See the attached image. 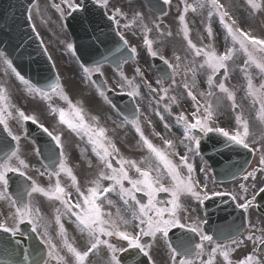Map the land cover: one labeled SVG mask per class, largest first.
Listing matches in <instances>:
<instances>
[{
    "label": "snow or ice",
    "instance_id": "1",
    "mask_svg": "<svg viewBox=\"0 0 264 264\" xmlns=\"http://www.w3.org/2000/svg\"><path fill=\"white\" fill-rule=\"evenodd\" d=\"M148 3L154 13L167 15L164 6L171 8L173 0ZM50 6L61 21L99 9L102 19L110 22L109 27L115 26L119 40L111 55L91 64L80 63L79 70L81 83L95 86V95L113 111L117 119L113 115L107 119L116 127L110 134L100 115L86 109L84 99L74 103L58 71L42 86L37 85L25 79L13 60L0 51L3 77H15L13 83L18 81L23 86L22 95L43 102L53 117V125L46 126L12 101L7 80L0 82V233L5 234L0 241L5 258L0 264H92L91 258L102 249L101 264H124L126 253L132 254L133 260L137 256L145 258L146 264H157L156 255L161 257L160 264H264V220L254 221L245 215L244 223H233L209 234L205 227L209 221L198 213L207 201L228 197L236 209L249 214L258 207L257 197L264 194V133H253L237 103V91L242 88L243 99L249 101L256 120L264 125V35L256 34L248 23V17H264V0H228L227 4L223 0H179L177 34L184 50L181 55L172 49L170 56L163 52L168 48L166 38L173 33L161 31L163 21L159 17L150 27L142 6L129 3L125 8L110 0H60ZM35 7L40 14L39 2ZM190 13L193 20L200 17L204 22L199 44L192 38ZM28 19H33L31 10ZM214 25L222 31H215ZM137 29L147 54L166 66L155 79V86L139 67L131 79L123 68L139 55L125 35L131 31L136 36ZM153 30L165 39H152ZM32 31L40 39L34 23ZM218 38H222V44ZM96 39L104 43L100 37ZM40 46L52 61L42 39ZM65 47L76 56L78 49L73 43L67 42ZM106 62L116 66L118 94L131 100L125 108L109 99L108 93L115 88L108 87L107 80L99 81L105 75ZM52 68H56L54 62ZM237 68L244 83L233 89L226 81ZM178 87L183 92L177 93ZM181 99L190 100V105L175 112L174 107H181ZM226 103L234 113L230 127L220 123ZM151 116L158 118L163 132L156 130ZM12 121L20 125L23 135L13 130ZM28 122L49 138L46 149H34L37 157H43L40 167H34L22 153ZM144 123L160 144L145 134ZM173 128L180 130L178 137ZM116 129L132 131L129 151L140 152L139 158L122 151L115 139ZM124 135L127 137L128 132ZM213 135L220 138L218 142L225 149L259 154L257 166L250 170L243 166L239 171L231 167L225 170L226 177L239 181L235 191L210 187L207 166L197 169L195 158L201 155L202 141ZM71 140H78L79 158L94 170L83 181L71 166ZM33 173L46 178L47 183L38 182ZM211 182L216 183L214 178ZM45 200L51 205V214L44 211ZM66 225H72L84 240L83 247L70 239ZM31 234L42 248L29 251L22 247L21 238L31 240ZM17 248L21 249L19 253Z\"/></svg>",
    "mask_w": 264,
    "mask_h": 264
},
{
    "label": "flooded vegetation",
    "instance_id": "2",
    "mask_svg": "<svg viewBox=\"0 0 264 264\" xmlns=\"http://www.w3.org/2000/svg\"><path fill=\"white\" fill-rule=\"evenodd\" d=\"M135 2H136L137 6H142L143 11L145 12V14H146V16L148 18L146 22H149V26L150 27H151V21L153 19H155L156 17H159V20L163 21L164 26L168 27V31H171L173 33L172 37L167 38L168 48L164 50L166 56H170V50H172V49H175L176 51L179 52V54L183 55L184 42L182 41L181 36L177 34L178 33V20H177L178 11H177V6L179 4V0H173V4H172L171 8H169L167 6V10H166L167 15H164V16H158L155 13L150 12V10H148L147 7L144 5V3H142L141 1L136 0ZM110 3H118L121 7H125L126 8L127 5L129 3H131V1H129V0H110ZM58 16H59V14L56 12L57 24L63 26L65 20H63V21L59 20ZM159 20H157L156 22H159ZM189 26L192 29V38H193L194 42L199 44L200 41H199L198 37L201 35V33H203L204 22H202V19L200 17H196L195 20H193L192 19V14L190 13L189 14ZM121 30H123V29H121ZM214 30L217 31V32L220 31V30H218V26L217 25H214ZM136 31H137V35L136 36H133L131 31H126L125 35H126V38L129 40V42L131 43V45L132 46H136L138 48V53H140V59H142L143 58V56H142L143 55V48H139V41L142 40V37L139 34V30L137 29ZM153 31H155V30H153ZM66 35H67L66 37L68 39L69 36H68L67 33H66ZM151 35H152V33H151ZM204 35L206 36V33H204ZM157 37H158V39H165V38H162L160 36H157ZM151 38H154V37H151ZM218 40H219V42L221 44L223 43L221 38H218ZM205 42H207V41H205ZM158 47H160V45H158ZM58 55H59L58 59H60V58L64 59L65 55H64L63 51H59ZM75 61L73 60V62H71L72 63V66H71L72 67L71 79L73 80V83H75V84H82L81 83V73H80V70H79V65H76ZM235 63L238 65L240 63V60H237ZM60 64H61V61H60ZM67 64H69V63L67 62ZM68 67H69V65H68ZM137 67L138 66H136L134 68L127 67L125 65L123 66L125 74L128 75V77L130 79L135 74V69ZM59 69H60V72H68V70H64L63 69L62 65H59ZM140 69H141V71L144 72V67L140 68ZM103 71H104L105 75H104V77H101V78L103 79V81L104 80L108 81V87L115 88V90H119V88H116V82L119 79L117 71H114V70H112L109 67H104ZM178 82H180V77H177V83ZM243 83L244 82H243L242 77L239 74L238 68L236 69L234 76L232 78H230L229 81H226V85L228 87H230V88H233V89L241 88V85ZM85 84H87V83H85ZM242 92H243L242 88H241L240 91H237V101H241L243 103H246L247 106H243L239 110L243 111L245 118H247L250 121V125L252 126V123H253L252 122V117H253L254 109L251 107V105H250L248 100L243 99L244 93H242ZM181 101H190V100L181 99ZM27 102H31V101H27ZM54 103H56V104H58L60 106H63L62 102H60V101H54ZM38 104L41 105L45 109V114L46 115L44 117L53 118L46 111V105L43 102L38 101ZM227 112L229 113V108H228V106L225 105V107H224V115H222L220 117V123H221L222 126L230 127L232 125V123L234 122V114H226ZM225 114L227 116L226 119H225ZM50 125H53V121L48 124V126H50ZM110 134H112V133H110ZM121 149H123V147H121ZM204 165H205V163H204ZM238 183H239L238 180H234V181H232L230 183H227V184H210L209 183V185H210V187L217 188V189H219L221 191H235V190H237ZM198 213H199V215L202 216V214H201L202 210H201L200 207L198 208ZM252 219L254 221L257 220V219L261 220L258 217H252ZM83 245H84V242H83ZM155 258L157 260V264H160L161 257L159 255H156Z\"/></svg>",
    "mask_w": 264,
    "mask_h": 264
},
{
    "label": "rangeland",
    "instance_id": "3",
    "mask_svg": "<svg viewBox=\"0 0 264 264\" xmlns=\"http://www.w3.org/2000/svg\"><path fill=\"white\" fill-rule=\"evenodd\" d=\"M39 1V0H38ZM37 1V2H38ZM46 4L47 5H50V2L48 1H46ZM37 5V4H36ZM42 5V3L39 1V6H41ZM243 12H246V11H243ZM40 13H41V8H40ZM241 13H238V15H240ZM32 15H33V23L36 25V29H37V31L40 33V34H42L44 37H45V35H46V32H48L47 30H49L48 28H47V26L44 24V20H43V17H42V15L41 14H37V12H36V7L34 6V8H33V10H32ZM248 20H250V17H248ZM253 23H254V27H252L254 30H256V34H258V35H264V17H261V16H259V15H257V16H255V17H253ZM245 26H247V24H245ZM49 28H50V26H49ZM50 30H51V28H50ZM49 30V31H50ZM52 32L50 31V36H49V38H52L51 36H52ZM56 38H59V36H56ZM143 61H144V67H145V65H147V60L145 59V58H143ZM145 71H146V73H147V76L148 77H150V78H152V79H154V77L150 74V72H149V70L148 69H146L145 68ZM2 79H4L3 78V69H2V67H0V81L2 80ZM155 80V79H154ZM150 82H151V80H150ZM15 87V90H16V93H17V95L15 94V96H11V93H10V96H11V98H12V101L14 102V103H16L17 105H19V104H22V105H25L24 104V99H23V95H22V86H20V85H16V86H14ZM13 88V87H12ZM178 92H180V91H178V89H177V93ZM87 94H89V92H88V90H87ZM71 98H72V100H73V102L75 103L76 102V100H78L77 99V95H74V97H72L71 96ZM145 99H147L146 97H145ZM32 100V99H31ZM185 103V101H181V107L180 108H175L174 107V111L175 112H179V111H181V110H184L185 108H187V106L189 107V105H190V101H187L185 104H186V106H184V103ZM36 106H37V103L36 102H33ZM144 103L146 104L147 103V101H144ZM237 103H239L240 105H241V107H243V106H247V104L246 103H243V102H241V101H237ZM87 104H90L89 106H87ZM92 104V105H91ZM85 107H86V109H88L89 110V112L91 113V114H94V115H100V117H101V120H102V123H105V126H107L109 129H110V133H112L111 132V129H113V128H115L116 126L112 123V121L111 120H108L107 119V116L108 115H113L114 113H113V111L112 110H109V109H104V108H101V106L99 105V104H97L96 102L95 103H93V101H91V103L90 102H88V101H85ZM25 109L26 110H30V111H35V114L36 115H38L39 113L36 111V110H32L31 109V107H29V106H26L25 107ZM38 113V114H37ZM226 114H231L230 113V109H229V113L227 112ZM226 114H225V119L227 118V116H226ZM42 117V116H41ZM41 117H39V118H41ZM256 117V116H255ZM252 118H254V116L252 117ZM113 119H115V117L113 116ZM151 119L155 122V125H157V122H159L158 121V118H156L155 116H151ZM47 124V123H46ZM159 124H160V126H161V128H158V127H156V130L157 131H161V132H163L164 130H163V126H162V124L159 122ZM144 130H145V134L146 135H149V138L150 139H152L153 140V142L154 143H156V144H160L161 142L159 141V139L158 138H155V137H152L151 136V129L148 127V125L146 124V123H144ZM13 130L14 131H16V126L13 128ZM17 132V131H16ZM126 132H128V136L127 137H125V135L124 134H121L122 132L120 131V129H116V131H115V133H114V135H115V139H116V141H117V143H118V145L120 146V147H125V149H122V151H124L125 152V154L126 155H129V156H131V157H133V158H139L140 156H141V153L140 152H135V151H129V148L131 147V144H132V140H130L129 139V137H131V139H132V136H133V133H132V131H130L129 129H126ZM262 133H264V131H262L261 132V134ZM113 134V133H112ZM120 135H122V136H120ZM130 135V136H129ZM177 135V134H176ZM120 136V137H119ZM21 144H26L24 141H22L21 142ZM32 148V147H31ZM32 151H33V158H34V164H32L34 167H39L38 166V164L36 163V161H37V158H36V155H35V153H34V150L32 149ZM73 156H75L76 158H78V154H72ZM71 162H73L74 163V165L72 166L73 167V169H74V172L75 173H78L79 172V168L81 167L80 165L78 166V164L80 163V162H83L84 163V161L83 160H79V159H77V160H75V161H72L71 160ZM34 175H36L37 177H39L38 176V174H34ZM44 180V179H43ZM45 182H41V181H39L38 180V182H41V183H47V180H46V178H45V180H44ZM41 199H43V198H41ZM44 202H46V200L44 201ZM44 204H46V203H44ZM192 204H193V206L195 207V205H196V203H195V201H192ZM48 214H49V212H48ZM66 227H68V229H69V237L71 236V234H72V225L71 226H69V225H66ZM97 257V256H96ZM95 257V258H96Z\"/></svg>",
    "mask_w": 264,
    "mask_h": 264
},
{
    "label": "water",
    "instance_id": "4",
    "mask_svg": "<svg viewBox=\"0 0 264 264\" xmlns=\"http://www.w3.org/2000/svg\"><path fill=\"white\" fill-rule=\"evenodd\" d=\"M27 0H23V1H18V2H7V1H2L0 0V11H1V16H0V28L3 27V23H6V27H5V35L8 37L7 39H2V42L9 45V46H13V45H18L23 41H26V37L28 35H30V28L27 25V21H26V10L23 6V4H26ZM12 4V5H11ZM18 6L19 10L14 8ZM3 12V15H2ZM6 18V19H5ZM14 28H19L20 30L15 31ZM20 48H23L22 45L19 46ZM263 198H264V194H261L257 199V205L258 207H256V209L260 212H264V208H263ZM213 234V232H210ZM26 244L24 241H22V247L23 248H27L25 247ZM28 249V248H27ZM20 248H17L16 251L17 253L20 252ZM29 251H31L29 249ZM5 256L2 252H0V259H4ZM17 259L20 258L19 256L16 257ZM131 258L130 255L128 256H124V262H126L127 260H129Z\"/></svg>",
    "mask_w": 264,
    "mask_h": 264
}]
</instances>
